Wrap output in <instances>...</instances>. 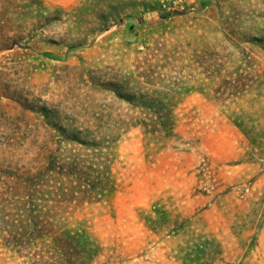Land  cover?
<instances>
[{
    "label": "rangeland",
    "instance_id": "374dc122",
    "mask_svg": "<svg viewBox=\"0 0 264 264\" xmlns=\"http://www.w3.org/2000/svg\"><path fill=\"white\" fill-rule=\"evenodd\" d=\"M171 1L0 0V264L27 208L85 264H264V0Z\"/></svg>",
    "mask_w": 264,
    "mask_h": 264
},
{
    "label": "trees",
    "instance_id": "16d2710c",
    "mask_svg": "<svg viewBox=\"0 0 264 264\" xmlns=\"http://www.w3.org/2000/svg\"><path fill=\"white\" fill-rule=\"evenodd\" d=\"M234 87H236L235 84ZM105 88L113 91L118 97L133 104L138 103L144 108L146 112L143 111L137 121L142 123L148 131L161 132L174 125L171 107L163 99H149V97L147 99L143 96L137 99L136 93H129L132 88L124 79H118L117 82L109 80ZM81 133L80 130H76L72 140L85 144L87 139L82 138ZM91 141L93 142L92 139ZM101 189L104 190L102 186ZM28 210L27 208L23 212L25 218H18L17 221L1 228L2 231L6 230V233H9L15 247L18 246L20 250H27L28 254H32L33 264H85L81 254L82 249L72 236L62 228L40 218L41 215H36L32 209ZM48 239H50L49 242Z\"/></svg>",
    "mask_w": 264,
    "mask_h": 264
},
{
    "label": "built area",
    "instance_id": "2783aa9c",
    "mask_svg": "<svg viewBox=\"0 0 264 264\" xmlns=\"http://www.w3.org/2000/svg\"><path fill=\"white\" fill-rule=\"evenodd\" d=\"M183 0H172L171 2L174 4V5H177L178 3L182 2Z\"/></svg>",
    "mask_w": 264,
    "mask_h": 264
}]
</instances>
